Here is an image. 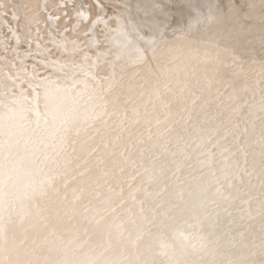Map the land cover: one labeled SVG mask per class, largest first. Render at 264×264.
<instances>
[{"label": "bare ground", "instance_id": "bare-ground-1", "mask_svg": "<svg viewBox=\"0 0 264 264\" xmlns=\"http://www.w3.org/2000/svg\"><path fill=\"white\" fill-rule=\"evenodd\" d=\"M54 4L5 0L24 23ZM10 59L0 264L137 261L194 213L225 264H264V0H220L175 32L129 27L35 72Z\"/></svg>", "mask_w": 264, "mask_h": 264}, {"label": "snow or ice", "instance_id": "snow-or-ice-1", "mask_svg": "<svg viewBox=\"0 0 264 264\" xmlns=\"http://www.w3.org/2000/svg\"><path fill=\"white\" fill-rule=\"evenodd\" d=\"M219 4L220 0H55L43 20L24 23L15 8H5V0H0V61L7 56L19 71L35 72L69 51L99 47L129 27L156 34L165 28L175 32Z\"/></svg>", "mask_w": 264, "mask_h": 264}, {"label": "rangeland", "instance_id": "rangeland-1", "mask_svg": "<svg viewBox=\"0 0 264 264\" xmlns=\"http://www.w3.org/2000/svg\"><path fill=\"white\" fill-rule=\"evenodd\" d=\"M196 217H197V214L194 213V215H191V217H188L185 219L186 220L185 224L190 223L192 226L191 232H184L185 234H182L183 232L181 230H179V232L176 231L174 233V235L172 234L171 237L165 239L164 240L165 242L164 241L160 242L158 244L160 246H157L154 250H151V251L147 250V249L144 250L143 253L141 254V257L137 261H135V260L134 261H127V262L122 263V264H139V262H140V264H146V263L147 264L148 263L149 264H203V263L204 264H225L226 255H224L223 253L218 254L217 252L213 251V249L211 248V245H210L211 243H210L209 235L204 231V229L202 228V225L199 223V221H198V219H196ZM181 235H183V236H181ZM186 235H187V237H186ZM188 235H189V238H188ZM195 237H197V238H195ZM166 246H167V248H166ZM159 250H160V252H158ZM166 250H168V251H166ZM224 256H225V258H224ZM246 256H243V258H242V255H239L237 258H234L235 260L232 259L233 262H231V263L237 264L236 262H238V264H240V263L246 264V261L249 260V258H248L249 255H246ZM211 259H212V261H211ZM207 262H209V263H207ZM243 262H245V263H243Z\"/></svg>", "mask_w": 264, "mask_h": 264}]
</instances>
